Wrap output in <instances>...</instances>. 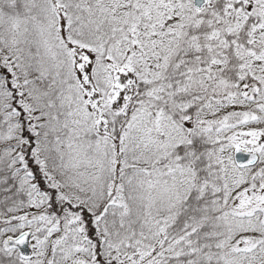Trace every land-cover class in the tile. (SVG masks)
I'll list each match as a JSON object with an SVG mask.
<instances>
[{
  "label": "snow or ice",
  "instance_id": "snow-or-ice-1",
  "mask_svg": "<svg viewBox=\"0 0 264 264\" xmlns=\"http://www.w3.org/2000/svg\"><path fill=\"white\" fill-rule=\"evenodd\" d=\"M0 264H264V0H0Z\"/></svg>",
  "mask_w": 264,
  "mask_h": 264
}]
</instances>
